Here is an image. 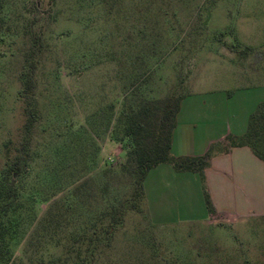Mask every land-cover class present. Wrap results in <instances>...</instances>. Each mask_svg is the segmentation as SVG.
<instances>
[{
  "label": "rangeland",
  "instance_id": "rangeland-1",
  "mask_svg": "<svg viewBox=\"0 0 264 264\" xmlns=\"http://www.w3.org/2000/svg\"><path fill=\"white\" fill-rule=\"evenodd\" d=\"M179 98L191 154L257 111L264 0H0V182L26 146L7 264H264L259 177L234 221L208 219L204 177L172 164L134 199L126 113Z\"/></svg>",
  "mask_w": 264,
  "mask_h": 264
},
{
  "label": "trees",
  "instance_id": "trees-1",
  "mask_svg": "<svg viewBox=\"0 0 264 264\" xmlns=\"http://www.w3.org/2000/svg\"><path fill=\"white\" fill-rule=\"evenodd\" d=\"M27 78V77H26ZM32 87L27 81L25 95L29 98L28 107L30 117L25 127L27 139L35 123V101L31 96ZM182 99H170L162 106L156 107L149 103H144L136 110H128L127 117L124 118L123 137L128 138L132 147L130 150V161L136 166L135 171V193L134 199L144 197V181L148 173L162 165L172 164L177 171H192L204 176V170L210 165L209 154L200 158L176 160L172 154V137L176 128V120L180 110ZM231 147H248L251 151L264 162V103L251 116L246 134L238 139L232 140ZM26 151V146L19 151L16 161L8 163L2 181L0 182V264H7L10 256V248L6 242V233L11 229L12 221L10 211L15 207L19 199V187L17 179L21 175L18 166L25 162L22 152ZM130 162V163H131ZM210 213L214 209L210 200H207ZM127 211L117 217L111 224L107 234H112L116 225L121 224V220ZM90 250V248H89ZM91 253V250H90Z\"/></svg>",
  "mask_w": 264,
  "mask_h": 264
},
{
  "label": "crops",
  "instance_id": "crops-1",
  "mask_svg": "<svg viewBox=\"0 0 264 264\" xmlns=\"http://www.w3.org/2000/svg\"><path fill=\"white\" fill-rule=\"evenodd\" d=\"M262 102L261 104H263ZM254 112H249L244 121L237 124V131L226 130L221 138L217 140L209 139L206 146L200 148L196 154L186 152L187 147H183V138L172 137L171 154L176 158H200L209 153L211 145L220 144L218 152L211 156L210 165L204 170V180L206 186L211 190L210 202L214 213H208V219L223 218L226 220H238L249 217L255 197L253 183L257 177L264 185V162L260 160L248 147H231L230 143L234 139L242 138L248 129L251 116ZM179 116V115H178ZM177 131V129H175ZM207 139V138H206ZM183 148L181 154L178 148ZM177 150V152H176ZM185 151V152H184ZM161 166V165H160ZM156 167V170L160 168ZM172 166V165H171ZM158 168V169H157ZM175 169V168H174ZM184 173V172H183ZM176 176H182L180 171L174 170ZM184 175V174H183ZM264 216V214H263Z\"/></svg>",
  "mask_w": 264,
  "mask_h": 264
}]
</instances>
